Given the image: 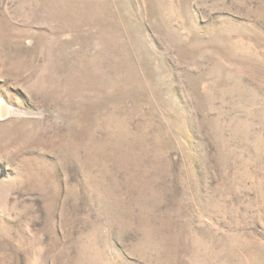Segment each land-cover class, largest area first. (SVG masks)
<instances>
[{
    "label": "rangeland",
    "instance_id": "rangeland-1",
    "mask_svg": "<svg viewBox=\"0 0 264 264\" xmlns=\"http://www.w3.org/2000/svg\"><path fill=\"white\" fill-rule=\"evenodd\" d=\"M0 264H264V0H0Z\"/></svg>",
    "mask_w": 264,
    "mask_h": 264
}]
</instances>
